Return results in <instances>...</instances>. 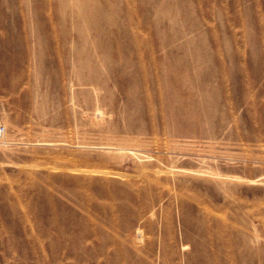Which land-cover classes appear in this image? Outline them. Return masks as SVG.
<instances>
[{
	"label": "rangeland",
	"instance_id": "374dc122",
	"mask_svg": "<svg viewBox=\"0 0 264 264\" xmlns=\"http://www.w3.org/2000/svg\"><path fill=\"white\" fill-rule=\"evenodd\" d=\"M0 123V264H264V0H0Z\"/></svg>",
	"mask_w": 264,
	"mask_h": 264
},
{
	"label": "built area",
	"instance_id": "2783aa9c",
	"mask_svg": "<svg viewBox=\"0 0 264 264\" xmlns=\"http://www.w3.org/2000/svg\"><path fill=\"white\" fill-rule=\"evenodd\" d=\"M7 132V126L4 123H0V139L4 137Z\"/></svg>",
	"mask_w": 264,
	"mask_h": 264
},
{
	"label": "bare ground",
	"instance_id": "6f19581e",
	"mask_svg": "<svg viewBox=\"0 0 264 264\" xmlns=\"http://www.w3.org/2000/svg\"><path fill=\"white\" fill-rule=\"evenodd\" d=\"M142 234V233H141ZM139 237H140V235H139ZM142 237V236H141ZM135 238H137V237H135ZM141 239V238H140ZM139 240V239H138ZM142 240V239H141Z\"/></svg>",
	"mask_w": 264,
	"mask_h": 264
}]
</instances>
